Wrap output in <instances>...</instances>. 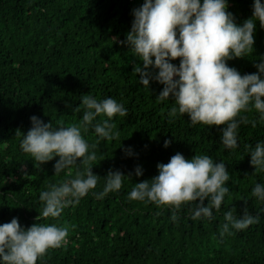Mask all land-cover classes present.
Wrapping results in <instances>:
<instances>
[{
  "label": "trees",
  "instance_id": "1",
  "mask_svg": "<svg viewBox=\"0 0 264 264\" xmlns=\"http://www.w3.org/2000/svg\"><path fill=\"white\" fill-rule=\"evenodd\" d=\"M252 2L228 0L227 10L242 23L252 14ZM142 3L0 0V223L15 216L25 228L51 222L69 227L66 243L49 248L36 264H264V202L251 192L255 183H264V171H254L245 147L264 140V121L255 109L245 112L249 121L257 120L256 126L242 123L238 147L226 149L219 141L223 125H192L187 114L169 118L175 101L156 97L163 87L158 81H150L149 88L140 83L132 68L142 60L119 43L131 28L132 9ZM262 55L264 27L256 21L252 53L226 62L241 74L254 72ZM179 59L172 62L178 65ZM89 93L98 99L112 96L128 109L126 115L112 118L118 137L97 140L91 127L82 131L88 143L96 145L91 149L97 153L92 171L100 177L94 191L102 189L110 168L128 173L139 164L142 175L133 172L120 190L102 199L90 190L58 218L37 220L40 191L73 176L76 166L56 174L58 157L39 165L21 150L17 130L26 133L33 114L53 126L78 123L84 110L80 98ZM77 106L79 111H73ZM165 138L171 140L167 147ZM127 146L135 155H125ZM177 151L189 159L207 154L225 161L230 192L211 219L191 218L195 202L182 203L172 220L171 206L128 198L134 183L156 175L157 162H168ZM245 205L259 221L221 237L223 213L231 208L242 215Z\"/></svg>",
  "mask_w": 264,
  "mask_h": 264
},
{
  "label": "clouds",
  "instance_id": "2",
  "mask_svg": "<svg viewBox=\"0 0 264 264\" xmlns=\"http://www.w3.org/2000/svg\"><path fill=\"white\" fill-rule=\"evenodd\" d=\"M227 6L228 0H143L132 9L131 28L119 43L129 46L130 52L142 60V65L133 63L132 68L139 74L140 83L149 88L150 81H158L163 87L156 97L175 101L168 109L169 118L187 114L192 125H223L218 129L219 141L226 149H235L239 126L250 122L255 127L257 123L256 119L249 121L245 112L255 109L258 119L264 121V55L255 63L257 71L243 74L226 61L252 53L256 21L264 27V0H253L252 14L242 23L235 21ZM177 57L178 65L172 62ZM80 101L84 110L78 123L53 126L33 114L27 132L17 130L16 135L22 137L21 150L39 165L58 157L53 164L56 174L76 166L73 176L40 191L42 208L37 220L58 218L65 207L78 204L90 190L91 195L102 199L120 190L133 172L142 175L139 164L128 173L110 168L103 176L102 189L94 191L100 177L92 171L97 153L91 149L96 145H90L82 131L91 127L97 140L118 137L120 132L112 118L126 115L128 109L112 96L98 99L89 93ZM73 111H79V106ZM170 143L168 138L163 141L165 147ZM245 147L254 171H264V140ZM124 152L126 156L135 155L131 146ZM156 167V175L134 183L128 198L171 206L172 220L177 219V210L186 202H195L192 219H211L213 209L219 210L230 192L226 184L230 173L222 159L214 160L207 154H195L189 159L177 151L168 162H157ZM251 192L264 202V183H255ZM223 216L221 237L260 219L246 205L242 215L237 216L230 208ZM68 232L69 227L58 222L33 223L25 228L13 216L0 223V264H36L49 248L66 243Z\"/></svg>",
  "mask_w": 264,
  "mask_h": 264
}]
</instances>
